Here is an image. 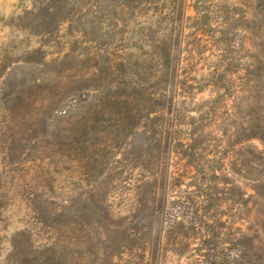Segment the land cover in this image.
Returning a JSON list of instances; mask_svg holds the SVG:
<instances>
[{
  "label": "rangeland",
  "instance_id": "1",
  "mask_svg": "<svg viewBox=\"0 0 264 264\" xmlns=\"http://www.w3.org/2000/svg\"><path fill=\"white\" fill-rule=\"evenodd\" d=\"M86 1L46 37L25 27L29 18L25 14L33 0H0V264L156 262L146 249L130 245V235L135 231L139 236L145 224L140 217L149 214L154 205L150 200L142 213H136L145 169L151 177L158 171L154 150L139 132L141 125L134 129L138 136L128 130L117 136L119 129L108 105L99 104L93 111L82 102L64 117L54 116L61 93L97 89L98 96L106 94V88L124 76L122 71L116 72V65L135 53L137 45L147 49L131 32L124 11L116 15L110 7L106 15L94 13ZM168 2L155 11L166 12ZM219 2L234 6L238 0ZM192 4V0L186 1V16L194 15ZM162 28L158 34H167L166 26ZM255 37L252 29L243 55L264 48ZM203 51L206 56L212 53L210 46ZM237 56L226 76L237 85L255 79L243 86L249 92L240 94V115L251 114V120L260 123L264 121V77L260 76L264 72L256 74V64L245 62L250 57L242 56L239 62ZM245 64L255 65L246 68ZM206 67L210 66L198 61L197 75L205 73ZM61 77L60 87H54L51 80ZM233 91L227 96L228 105L217 114L220 123L228 120L227 134L236 123H245L240 116L228 119L233 112L234 102L229 105ZM214 95V89L205 86L195 97L201 102ZM196 105L189 107L194 117L199 113ZM216 128H209L210 137H216L211 149H221L226 163L216 180L219 188L214 202L220 205L225 222L221 239L216 241L228 248L225 253L233 255L244 249L242 259L233 264H264V140L234 137L231 143L236 146L222 149L225 146L218 145L222 140L227 144V135H219ZM240 148L244 150L243 167L234 159L238 156L234 151ZM252 149L253 154L245 152ZM171 158L173 173L176 157ZM176 189L170 186L167 199ZM241 204H246L245 209ZM193 241L175 250L165 247L159 264H190L197 243Z\"/></svg>",
  "mask_w": 264,
  "mask_h": 264
},
{
  "label": "trees",
  "instance_id": "2",
  "mask_svg": "<svg viewBox=\"0 0 264 264\" xmlns=\"http://www.w3.org/2000/svg\"><path fill=\"white\" fill-rule=\"evenodd\" d=\"M83 1L33 0L32 8L25 14L29 16L24 23L25 27L36 35L52 36L60 23L81 10ZM165 1H86L94 13L106 15L110 7H113V14L116 15L118 11H124L129 16L131 32L139 36L140 42L143 40L147 49L143 50L137 45L135 53L128 55L125 62L116 65V72L122 71L124 76L108 86L106 94L98 96L97 89H93L92 93H61L55 102L60 108H53L54 116L64 117L67 111L75 109L81 102L93 111H97L95 108L98 106L108 105L115 117L116 128L119 129L117 136L126 133L125 130L136 136L140 132L148 148H153L158 159L154 168L157 167L158 171L151 177L145 169L146 174L137 195L136 213H142L150 200L154 205L149 214L140 217L143 219L141 223L145 224L141 225L139 236H136L135 231L130 235V245L146 249L153 262L156 259L154 264H159L165 247L172 246L175 250L179 245L189 246L195 239L196 247L192 249L195 254L190 264L239 263L243 257L241 250L244 249L232 255L229 250V253H225L228 248L220 246V242L216 241L221 239L220 228L225 223L220 217V205L214 202L219 188L216 180L220 170L224 166L226 168V163L220 156L221 149H211L216 137H210L209 128L218 126V134L227 135V144L222 140L223 145H218L219 148L225 146L222 149L230 146L233 149L236 146L231 143L234 137L239 138L237 140L254 137L264 140V121L257 123L251 120V114L245 117L240 115L243 104L240 94L249 92L243 86L250 79L237 85L233 84L231 77L226 76L236 53L239 62H242V56H246L250 57V61L245 62L256 64H245L246 68L255 65L256 74L264 72V48L256 47L255 54L243 55L248 50L245 40L252 29L257 43H264V0H238L234 6L220 3L219 0H192L193 16L185 14L187 0H167L170 6L166 12L155 11ZM149 11L155 14L149 16L152 13L147 15ZM251 22L253 26H250ZM163 26H166L168 33L158 34L162 33ZM208 46L212 50L210 56L203 53ZM36 51L40 52L41 48ZM198 61H204L210 66L199 75ZM192 74L195 75L192 77ZM260 76L264 77V73ZM62 79L53 78L51 81L54 87H60ZM205 86L212 87L215 95L198 102L195 94ZM232 90L235 91L229 105L234 102L233 112L228 119L240 116L246 124L236 123L233 131L227 134L228 120L220 123L217 114L221 107L228 105L227 96ZM196 103L199 113L194 117L190 115L194 110L189 107ZM64 107L66 109H62ZM140 125L139 132L134 130ZM242 148L238 152L234 151L235 155L238 154L234 159L241 167L244 166L241 160ZM245 152L253 154L254 150ZM172 155L176 157V170L173 173L170 171ZM170 186L178 189L174 190L171 199H167ZM241 205L245 209L246 204ZM243 215L244 211L241 212ZM245 237L243 234L242 239ZM241 246L244 248L243 243Z\"/></svg>",
  "mask_w": 264,
  "mask_h": 264
}]
</instances>
